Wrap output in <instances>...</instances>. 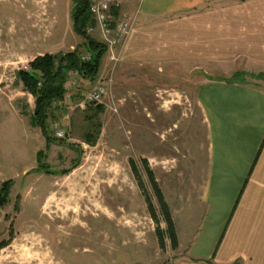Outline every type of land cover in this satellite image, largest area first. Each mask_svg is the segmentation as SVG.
Segmentation results:
<instances>
[{"label":"rangeland","instance_id":"374dc122","mask_svg":"<svg viewBox=\"0 0 264 264\" xmlns=\"http://www.w3.org/2000/svg\"><path fill=\"white\" fill-rule=\"evenodd\" d=\"M71 5L0 0V186L13 182L0 206V264H183L181 246L174 248L166 235L160 246L129 161L159 227L166 224L142 159L167 204L179 205L176 222L189 234L205 179L206 141L194 101L203 67L121 65L104 56L95 80L76 77L65 97L69 104L47 119V140L31 121L34 98L16 72L45 53H85L83 39L72 30ZM244 67L236 61L206 71L221 79L240 74L253 83L264 75ZM109 79L117 112L104 107L88 126L86 116L97 105L79 104L95 84ZM55 120L65 130L62 138L53 133ZM92 131L97 135L87 143L84 136Z\"/></svg>","mask_w":264,"mask_h":264},{"label":"crops","instance_id":"0c3cea01","mask_svg":"<svg viewBox=\"0 0 264 264\" xmlns=\"http://www.w3.org/2000/svg\"><path fill=\"white\" fill-rule=\"evenodd\" d=\"M120 1L113 21L137 10L121 65L203 67L194 101L205 179L189 234L176 222L179 205L168 201L183 264H264V79L229 81L206 71L236 61L264 71V0Z\"/></svg>","mask_w":264,"mask_h":264},{"label":"trees","instance_id":"16d2710c","mask_svg":"<svg viewBox=\"0 0 264 264\" xmlns=\"http://www.w3.org/2000/svg\"><path fill=\"white\" fill-rule=\"evenodd\" d=\"M70 20L72 23L73 32L83 39V47L85 52L91 55L88 61L80 59L81 52L77 48L64 53H45L35 57L28 64V69H19L16 72L17 79L22 83L24 91L31 94L34 98L33 114L31 121L38 126L43 135L49 140L50 135L46 128L47 119L54 111H62L67 103L65 99V81L66 74L69 71L76 70L81 80L93 81L97 77L102 60L104 58L106 48L103 42L95 39L91 35H87L85 28L92 22L88 5V0H71ZM264 79V75H259ZM243 80L240 74H235L226 80ZM102 105L94 107V115H87L88 126L91 125L92 118H97L96 113L103 110ZM96 121V120H95ZM97 122V121H96ZM96 123L95 125H97ZM91 132V131H90ZM87 133L85 141L90 143V139H94L97 135L95 132ZM142 164L145 169L146 176L156 195L158 208L166 228L163 230L159 227V219L156 214L154 205L147 193H145L142 180L138 174L135 164L130 160V165L133 174L137 179V183L141 190L147 204L148 211L156 223V235L160 246L164 245L165 235L169 238L171 245L177 247V238L174 224L171 218L169 206L165 201L163 194L153 176L151 169L148 167L146 159H142ZM12 181H5L0 186V206H4L8 201V194L10 193ZM0 246H3L0 244Z\"/></svg>","mask_w":264,"mask_h":264},{"label":"built area","instance_id":"2783aa9c","mask_svg":"<svg viewBox=\"0 0 264 264\" xmlns=\"http://www.w3.org/2000/svg\"><path fill=\"white\" fill-rule=\"evenodd\" d=\"M141 2L142 0H138ZM120 0H89L88 10L92 22L85 28L87 35H97L106 48V58L115 64L118 62L121 49L125 44L136 22L137 10L134 12H120L117 14L115 21L111 17L112 10H119ZM104 55V56H105ZM91 55L87 52L80 55L82 61H88ZM79 74L76 70L69 71L66 74L65 97H69L68 89L75 84V78ZM109 81V82H108ZM106 83L98 82L83 97L79 106L85 103L102 105L106 109L117 112L110 90V79ZM52 130L56 137H64L65 130L58 120L53 121Z\"/></svg>","mask_w":264,"mask_h":264}]
</instances>
